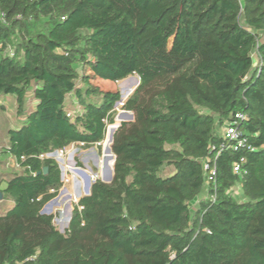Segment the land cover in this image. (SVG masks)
Instances as JSON below:
<instances>
[{"label":"trees","instance_id":"16d2710c","mask_svg":"<svg viewBox=\"0 0 264 264\" xmlns=\"http://www.w3.org/2000/svg\"><path fill=\"white\" fill-rule=\"evenodd\" d=\"M132 76L112 167L121 96L94 82ZM9 98L0 264H264V0H0V112ZM105 137L112 180L60 232L47 155Z\"/></svg>","mask_w":264,"mask_h":264},{"label":"rangeland","instance_id":"374dc122","mask_svg":"<svg viewBox=\"0 0 264 264\" xmlns=\"http://www.w3.org/2000/svg\"><path fill=\"white\" fill-rule=\"evenodd\" d=\"M132 77L137 78L136 76ZM131 82L132 81L128 79L117 83L103 82L99 80L94 83L98 85L102 90L107 92L118 90L120 96L123 97V88L130 86L129 88H132V91L135 89L136 85H132ZM129 95L123 97L120 102L115 105L114 109L116 111V124L119 123V115L123 111L120 109L121 104H123V102ZM3 102L7 107V111L0 112V176L4 178H10L13 173L18 171V168L14 159L4 152L5 146L7 145L6 132L9 129H16L19 126V121L14 116L16 112V106L11 101V98H9L8 100H4ZM26 108L29 109V106L27 104ZM110 127L111 126H109L108 129ZM105 141L106 137L104 142L102 143L101 150H97L95 147L84 150L77 145H71L67 147L62 152V154L59 152L60 160H58L56 157H52L59 165L63 186L60 189L58 195L52 201H50V203L46 207H44V212L45 215H55L54 224L57 226L59 231H63L67 227L64 223L63 218H65L68 213L69 216L71 215L74 204H76L78 200L85 195L84 190H86V188L84 186V183L86 181V176H91L92 181L90 182V184H92L97 179L102 181L100 177V162L104 158ZM109 146L110 144H108L107 147ZM109 160L112 163L113 160ZM77 163H79L80 165H78ZM71 168L74 169L75 173H78L80 177L72 173ZM77 183H79V185H77ZM12 206V202L1 199L0 214H4Z\"/></svg>","mask_w":264,"mask_h":264},{"label":"water","instance_id":"95a60500","mask_svg":"<svg viewBox=\"0 0 264 264\" xmlns=\"http://www.w3.org/2000/svg\"><path fill=\"white\" fill-rule=\"evenodd\" d=\"M131 78H133V77L127 78V79H125V80L131 79ZM125 80H124V81H125ZM136 80H137V83H136V85H137V84H138V78H136ZM122 98H123V97H121L120 100H121ZM121 113H124V115H127L128 118L119 119V120H120L119 123H117V124L111 126L112 132H111L110 137H109V144H110V145H111V143H112L113 134H114L116 128L120 125V123H121V122H130V121L133 120V115H132V114H130V113H128V112H125V111H122ZM119 116H120V115H119ZM107 152L110 154V159L113 160V162H112V167H113L114 156L111 154L110 146L107 148ZM112 167H111V176L108 177V179H106V180H105V179H102V182H104V183H110V182H111V180H112ZM43 173H44V174L47 173V169H46V168L43 169ZM87 181H88V182H87V186H88V187H87L86 190H85V195H88V194H89L90 186H91V184L89 183V180H87ZM1 199H2V194H1V192H0V200H1ZM49 203H50V202H49ZM49 203H48V204H49ZM48 204H46V206H47ZM46 206H45V207H46ZM41 214H45V212H44V208H43V210L41 211ZM70 219H71V215L69 216L68 224H69ZM68 224H67V226H68ZM66 228H67V227H66ZM63 231H64V230H63ZM63 231H60V232H63Z\"/></svg>","mask_w":264,"mask_h":264},{"label":"built area","instance_id":"2783aa9c","mask_svg":"<svg viewBox=\"0 0 264 264\" xmlns=\"http://www.w3.org/2000/svg\"><path fill=\"white\" fill-rule=\"evenodd\" d=\"M123 104H121L122 106ZM69 115V114H68ZM237 118H241L240 115H237L236 116ZM223 133H224V137L226 139H229V140H235L237 139V133H236V130L232 127V126H229V127H226L224 130H223ZM240 144V143H239ZM59 152L62 154L63 151H56L54 153H51L49 155H47V157H54V154H59ZM58 159V158H57ZM60 160V159H59ZM113 162V161H112ZM204 170L207 171L208 170V166L207 165H204ZM234 172L235 173H239L240 172V168L238 165H235L234 168H233Z\"/></svg>","mask_w":264,"mask_h":264},{"label":"bare ground","instance_id":"6f19581e","mask_svg":"<svg viewBox=\"0 0 264 264\" xmlns=\"http://www.w3.org/2000/svg\"><path fill=\"white\" fill-rule=\"evenodd\" d=\"M129 80H131L132 82V85H136V83H137V80H136V78H131V79H129ZM130 82V81H129ZM128 87V86H127ZM127 87H125V88H123V97H126L127 95H129L130 94V92L132 91V88H127ZM124 114V113H123ZM127 116V115H126ZM111 128V127H110ZM111 132H112V129H111ZM60 155L59 154H54V157H56V158H58V160L60 159V157H59ZM79 182V181H78ZM77 185H79V183H77ZM78 194H79V192H78ZM63 220H64V223H65V225L67 226V224H68V220H69V213H68V215H66L65 216V218H63ZM64 223H63V226H64Z\"/></svg>","mask_w":264,"mask_h":264},{"label":"crops","instance_id":"0c3cea01","mask_svg":"<svg viewBox=\"0 0 264 264\" xmlns=\"http://www.w3.org/2000/svg\"><path fill=\"white\" fill-rule=\"evenodd\" d=\"M97 81V80H96ZM95 81V82H96ZM28 100H27V105L29 106V109L28 108H26V111H31L34 107H35V101H33L32 99H30L31 98V95L29 94V96H28ZM11 101L14 103V99L13 98H11ZM15 104V103H14Z\"/></svg>","mask_w":264,"mask_h":264}]
</instances>
